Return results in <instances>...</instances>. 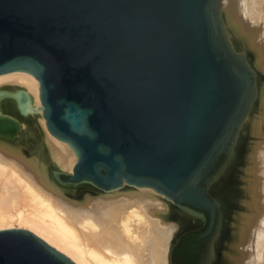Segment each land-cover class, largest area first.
Segmentation results:
<instances>
[{
  "label": "water",
  "instance_id": "95a60500",
  "mask_svg": "<svg viewBox=\"0 0 264 264\" xmlns=\"http://www.w3.org/2000/svg\"><path fill=\"white\" fill-rule=\"evenodd\" d=\"M22 70L39 81L48 130L75 152L59 186L152 188L206 219L173 235L168 264H217L211 185L254 98L220 0H0V74ZM0 264L76 261L39 232L0 228Z\"/></svg>",
  "mask_w": 264,
  "mask_h": 264
},
{
  "label": "bare ground",
  "instance_id": "6f19581e",
  "mask_svg": "<svg viewBox=\"0 0 264 264\" xmlns=\"http://www.w3.org/2000/svg\"><path fill=\"white\" fill-rule=\"evenodd\" d=\"M247 2L220 0V23L231 48L244 53L261 75L264 11L253 7L258 1ZM254 72V98L234 138L230 163L211 188L220 209L219 201L238 209L228 227L236 264H264V86L257 95ZM74 165V149L46 126L38 79L23 70L1 73L0 228L39 232L76 264H168L173 235L203 222L193 211L162 203L152 188L59 186V173L72 174ZM222 234L223 219L217 264Z\"/></svg>",
  "mask_w": 264,
  "mask_h": 264
},
{
  "label": "rangeland",
  "instance_id": "374dc122",
  "mask_svg": "<svg viewBox=\"0 0 264 264\" xmlns=\"http://www.w3.org/2000/svg\"><path fill=\"white\" fill-rule=\"evenodd\" d=\"M244 1H248L247 3H249V1L251 2V3H253V4H255V2H257V4L258 5H254L253 7L254 8H258V7H260V8H258V10H260V11H264V6H263V8H262V5H264V1L263 0H244ZM263 1V2H262ZM255 6H258V7H255ZM251 12L253 11V10H250ZM250 12V14H252ZM224 14H223V12H222V10H221V19H222V21H223V24H224V29H225V31H226V34H227V36H228V39H230V37H229V34H228V31L226 30L227 28H226V24H225V19H224V16H223ZM247 16H249V14L247 15ZM230 41V43H231V39L229 40ZM231 45H232V43H231ZM232 47H233V45H232ZM235 50V49H234ZM236 51V50H235ZM237 52V51H236ZM238 53H240V54H243V55H245L244 53H241V52H238ZM246 56V55H245ZM246 58H247V56H246ZM247 60H248V62H249V64L251 63V60H249V58H247ZM250 67H253V66H251V64H250ZM253 68H255L254 70H255V92H256V94L258 95V89H260L261 88V86L263 87L264 86V74H259V73H257V67L256 66H254ZM263 75V76H262ZM256 95V96H257ZM256 100H257V97H256V99H255V101H254V103L256 102ZM253 103V104H254ZM250 112H251V109H250ZM225 164V163H224ZM227 164H225V168L227 169ZM221 166H218V172H217V175H218V173L220 172V170H221ZM60 176H63V177H67V175H65V174H61ZM211 188H212V185H211ZM220 188L224 191V190H226L227 189V187L225 186V185H223V186H220ZM212 198L215 200V201H218V199H216L215 197H213V194H212ZM220 202V204L222 205V208L220 209L219 208V212L223 215V234L221 235V237H220V253H218V264H236L235 263V261H234V257L233 256H235L236 255V250L234 249V247L232 248V244H233V241L230 239L231 237L229 236V235H231L230 234V232H229V230H228V227L231 229V224H232V221L234 220V218H235V215L238 213V209H237V207L235 208V206H227L225 203H223V202H221V201H219ZM233 209H234V211H233ZM232 211V212H231ZM228 212V213H227ZM235 212V213H234ZM229 213H230V215H229ZM233 217V218H232ZM203 218V217H202ZM234 222V221H233ZM205 223H206V219H204L203 218V222H202V224L200 225V226H198V227H193V230L194 229H198V228H202V227H204V225H205ZM225 246V247H224ZM223 261V262H222ZM244 263L246 264V261H244ZM243 263V264H244Z\"/></svg>",
  "mask_w": 264,
  "mask_h": 264
},
{
  "label": "flooded vegetation",
  "instance_id": "af4514ba",
  "mask_svg": "<svg viewBox=\"0 0 264 264\" xmlns=\"http://www.w3.org/2000/svg\"><path fill=\"white\" fill-rule=\"evenodd\" d=\"M206 224V223H205ZM204 227H205V225H204Z\"/></svg>",
  "mask_w": 264,
  "mask_h": 264
}]
</instances>
